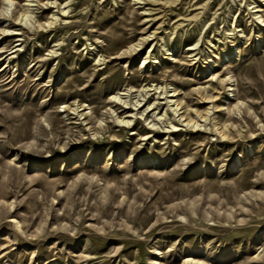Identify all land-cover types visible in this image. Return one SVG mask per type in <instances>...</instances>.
<instances>
[{
    "label": "rangeland",
    "instance_id": "1",
    "mask_svg": "<svg viewBox=\"0 0 264 264\" xmlns=\"http://www.w3.org/2000/svg\"><path fill=\"white\" fill-rule=\"evenodd\" d=\"M5 1L0 264H264V0Z\"/></svg>",
    "mask_w": 264,
    "mask_h": 264
},
{
    "label": "bare ground",
    "instance_id": "2",
    "mask_svg": "<svg viewBox=\"0 0 264 264\" xmlns=\"http://www.w3.org/2000/svg\"><path fill=\"white\" fill-rule=\"evenodd\" d=\"M11 3H12L11 0H6L5 3H4L5 7L3 8L2 15H4L5 17L9 14L8 12L11 9Z\"/></svg>",
    "mask_w": 264,
    "mask_h": 264
}]
</instances>
